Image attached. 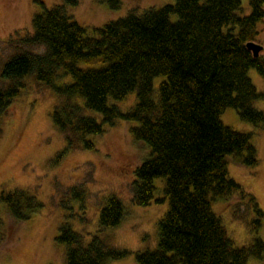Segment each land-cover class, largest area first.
<instances>
[{
    "label": "trees",
    "instance_id": "1",
    "mask_svg": "<svg viewBox=\"0 0 264 264\" xmlns=\"http://www.w3.org/2000/svg\"><path fill=\"white\" fill-rule=\"evenodd\" d=\"M103 1L113 9L121 3ZM37 2L42 9L33 17V34L22 41L40 44L45 51H17L4 64L1 76L9 83L0 87V117L20 94L22 79L34 74L65 97L51 114L68 142L59 156L75 138L100 134L117 118L135 122L130 132L136 141L148 144L151 155L136 170L134 201L138 205L152 201L156 178L165 179L169 199L159 221L157 246L136 252V264H247L252 256L264 258V239L256 234L264 211L229 171L232 162L258 164L253 135L221 119L231 106L243 120L264 125V111L254 106L263 94L249 76L254 67L264 78V56H254L247 45L255 41L258 24L264 21V0H250L247 15L239 13L242 0H175L142 13L131 9L98 27L97 35L87 34L67 13L64 4L76 5L78 0L53 7ZM174 14L176 20L171 18ZM67 75L70 82H58ZM156 77H161L158 98ZM132 92L137 99L131 109L123 111L110 103ZM85 107L101 113L102 120L85 114ZM86 146L93 148L94 143L86 141ZM69 191L84 208L85 188ZM233 197L238 198L233 218L246 221L252 215L251 231L256 234L242 246L228 236L212 205L217 198ZM1 203L17 221L27 220L42 206L24 189L1 192ZM124 213L122 200L109 196L99 214L101 229L119 225ZM57 239L66 245L67 264H107L130 253L98 234L85 243L83 234L69 223L60 227Z\"/></svg>",
    "mask_w": 264,
    "mask_h": 264
},
{
    "label": "rangeland",
    "instance_id": "2",
    "mask_svg": "<svg viewBox=\"0 0 264 264\" xmlns=\"http://www.w3.org/2000/svg\"><path fill=\"white\" fill-rule=\"evenodd\" d=\"M45 6L64 4V0H41ZM175 0H120L119 8H111L103 0H78L76 5L64 4L67 13L86 28L89 35H97L96 29L111 20L128 14L131 9L142 13L149 8H160ZM42 7L37 0H0V87H6L8 79L1 76L7 60L24 49L43 53L45 47L27 45L22 39L33 34V17ZM251 11L250 0H242L241 15ZM172 20L177 15L171 16ZM255 42L261 44L264 56V21L258 24ZM86 67L87 64L81 63ZM249 76L263 94L254 106L264 111V78L254 67ZM161 78V77H160ZM160 78L154 81V95L158 98ZM71 75L58 80L70 82ZM20 94L0 117V193L24 189L36 196L42 206L24 221L13 219L6 207L0 204L3 225L0 232V264H67V248L58 241L60 227L69 223L83 234L88 243L95 234L104 237L112 245L129 250L127 257L111 260L107 264H136V252L154 249L159 240V221L169 208V199L164 191L165 179L156 178L154 198L148 205L134 201L133 184L137 180L136 170L150 157V147L136 141L130 127L135 122L117 118L106 125L100 134H88L75 138L68 145L66 135L53 124L52 111L65 97L53 88L41 83L34 74L23 79ZM136 92L126 99H110L121 110L133 107ZM77 102L82 103L80 98ZM84 113L102 120L101 113L84 108ZM222 121L232 128L252 133L259 162L256 166H243L232 162L229 171L232 178L243 189L254 195L264 211V125H255L243 120L236 108L227 107L221 115ZM92 141L94 147L86 146ZM78 186L86 190L85 207L69 192ZM118 196L124 204V217L115 227L101 229L99 214L109 196ZM162 200V201H161ZM238 198L228 201L212 200L213 210L221 217L228 236L237 246L249 244L256 234L264 239V221L258 233L251 231V218L235 220L232 206ZM247 264H264V258L250 257Z\"/></svg>",
    "mask_w": 264,
    "mask_h": 264
},
{
    "label": "water",
    "instance_id": "3",
    "mask_svg": "<svg viewBox=\"0 0 264 264\" xmlns=\"http://www.w3.org/2000/svg\"><path fill=\"white\" fill-rule=\"evenodd\" d=\"M248 48L253 52L254 56H259L263 46L255 41H249L247 43Z\"/></svg>",
    "mask_w": 264,
    "mask_h": 264
}]
</instances>
